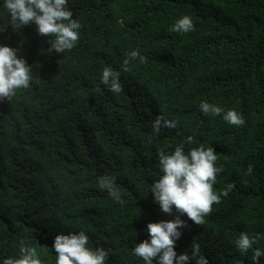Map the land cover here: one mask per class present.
I'll list each match as a JSON object with an SVG mask.
<instances>
[{
    "label": "trees",
    "instance_id": "obj_1",
    "mask_svg": "<svg viewBox=\"0 0 264 264\" xmlns=\"http://www.w3.org/2000/svg\"><path fill=\"white\" fill-rule=\"evenodd\" d=\"M99 1L101 16L90 15L86 0H69L82 28L65 53L51 52L34 24L0 33L34 77L29 89L0 101V258L15 255L23 238L55 264L54 236L82 229L94 247L112 250L107 264H143L132 247L148 238L147 224L174 218L149 192L160 175L157 150L191 134L217 152L223 171L214 187H234L203 225L188 220L177 253L194 240L210 264H253L251 250L241 256L234 241L247 231L264 248V0ZM185 14L194 30L169 31ZM8 19L0 7V24ZM135 48L145 61L125 66ZM105 66L121 72V93L100 83ZM202 100L237 110L246 124L203 115ZM159 114L179 126L149 143ZM105 175L117 177L124 204L100 189Z\"/></svg>",
    "mask_w": 264,
    "mask_h": 264
},
{
    "label": "clouds",
    "instance_id": "obj_2",
    "mask_svg": "<svg viewBox=\"0 0 264 264\" xmlns=\"http://www.w3.org/2000/svg\"><path fill=\"white\" fill-rule=\"evenodd\" d=\"M88 12L101 16L100 1L86 0ZM0 7L7 13L8 22L0 24V33L10 24L20 30L34 24L36 31L49 37L50 50L65 53L75 48L80 40L81 22L73 18L69 0H0ZM95 24L96 21L93 20ZM195 24L190 15H182L171 24L169 31L185 34L194 30ZM20 49L0 43V101H11L18 90L29 89L34 80L32 66L19 55ZM139 48L127 52L123 61L125 66L132 61H145ZM127 70V68H125ZM100 83L109 91L119 94L124 90L121 72L112 66H105L100 75ZM95 111L99 106L93 97H88ZM200 112L205 116H221L223 121L237 127L244 126V115L235 109H225L217 104L202 100ZM177 119L159 114L152 121V132L148 142H154L164 128L177 129ZM195 137L187 135L174 147L158 148V168L160 175L150 183L149 192L160 210L172 216L147 224L148 238L132 247V254L143 264H210L202 254L201 245L192 241L190 248L177 253L176 243L188 227V220L203 225L206 217L213 211V205H219L222 198L228 197L234 185L217 190V175L223 167L217 164L218 155L214 147L204 143L195 145ZM195 145V146H193ZM187 146V147H186ZM254 165L249 163L246 174L251 175ZM99 187L119 204H124L122 190L117 186L115 175H105L99 180ZM186 215L187 220L183 217ZM259 237L247 231H241L234 244L241 256H247L251 250L253 264H260L264 257V248L254 247ZM51 250L55 252V264H107L112 250L102 246L94 247L85 230L60 231L54 236ZM0 264H46L41 252L23 238L18 244V252L0 258ZM236 264H242L237 261Z\"/></svg>",
    "mask_w": 264,
    "mask_h": 264
}]
</instances>
